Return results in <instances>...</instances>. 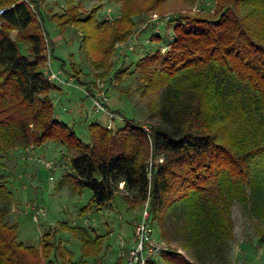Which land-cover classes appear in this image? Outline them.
Segmentation results:
<instances>
[{
  "label": "trees",
  "instance_id": "obj_1",
  "mask_svg": "<svg viewBox=\"0 0 264 264\" xmlns=\"http://www.w3.org/2000/svg\"><path fill=\"white\" fill-rule=\"evenodd\" d=\"M133 3L138 8L132 9ZM30 4L39 12L36 0H0V9L10 7L0 14V196L12 194L3 155L53 140L75 151L74 191L90 189L98 209L123 183V198L132 207L149 197L151 220L163 240L184 244L199 263L223 261L233 236L232 204L238 201L256 216L264 213V0H217L212 12L181 15L171 40L165 37L163 48L147 52L133 69L143 97L158 93L147 105L155 119L150 133L141 122L111 129L94 122L89 143L54 117L49 91L56 85L42 71L47 34ZM148 4L124 0L121 16L99 27L106 36L92 48L94 67L115 53L114 44L126 37L134 15L148 12ZM79 15L56 20L78 23ZM19 40L29 43L31 56L20 51ZM112 65L109 83L130 72ZM95 82L86 84L95 87ZM72 230L85 257L101 250V235L85 227ZM162 258L167 264H191L176 251ZM0 264L90 262L51 242L50 232L40 248L20 242L18 224L0 208Z\"/></svg>",
  "mask_w": 264,
  "mask_h": 264
},
{
  "label": "rangeland",
  "instance_id": "obj_2",
  "mask_svg": "<svg viewBox=\"0 0 264 264\" xmlns=\"http://www.w3.org/2000/svg\"><path fill=\"white\" fill-rule=\"evenodd\" d=\"M36 1L40 5V15L36 4L32 8L38 12L36 15L41 18L42 29L47 34L44 35L46 61L42 71L48 75L49 50L51 70L70 82L49 91L54 117L71 126L86 143L91 142L89 125L110 123L109 114L96 112L86 93L87 89L94 91L102 85L109 91L106 106L117 115L112 120L113 126L133 121L150 128L155 119L150 118L147 105L151 99L157 100L158 93L142 96L143 88L140 89V82L133 73L135 63L147 52L163 48L165 37L171 40L181 15H203L214 11L217 3V0H149L148 12L134 15L126 37L114 44L115 53L108 54L107 60H98L94 67L92 48L96 49L95 45L106 36L99 27H107L121 16L124 0ZM131 8L138 6L133 3ZM69 13L80 14L83 21L60 25L56 18ZM17 35V31L12 32L14 38ZM88 36L86 47L82 48ZM18 46L23 54L31 56L29 43L19 40ZM112 63L114 70L122 65L130 69L121 82L106 81ZM92 81H96L95 87L88 88L86 83ZM74 154V150L53 140L35 148H14L5 153L3 171L12 194L0 196V208H7L9 220L18 224L20 242L40 248L44 234L50 232L51 242L62 243L77 260L84 258L90 264H115L121 249H129L134 244L133 227L142 216L143 205H129L123 198L126 192L119 185L121 190L115 198L98 209L92 202L90 189L74 191V172L70 164ZM42 161L52 162L53 169L47 168ZM230 214L233 236L229 253L221 262L199 263L184 244L164 239L166 245L191 264H264V213L256 216L235 201ZM74 227H85L93 235L102 236L101 250L95 256H84L81 241L72 230ZM152 227L154 236L163 239L158 226L152 223ZM157 264L167 263L160 257Z\"/></svg>",
  "mask_w": 264,
  "mask_h": 264
},
{
  "label": "built area",
  "instance_id": "obj_3",
  "mask_svg": "<svg viewBox=\"0 0 264 264\" xmlns=\"http://www.w3.org/2000/svg\"><path fill=\"white\" fill-rule=\"evenodd\" d=\"M28 2V0H23ZM33 7L32 4H30ZM10 8V7H8ZM8 8L0 9V14L3 13ZM48 42V39H46ZM48 77L55 83L57 87L64 84L70 83L69 81L63 80L59 73H55L51 70L50 66V52L48 50ZM72 81V79H70ZM87 95L91 98L93 109L96 112H106L109 114L110 123L106 125L108 129H111L117 115L110 111L106 106L109 101V91L102 85L100 88L92 91L87 89ZM148 134L150 133V128L147 126H142ZM45 166L49 169H53L52 162H45ZM123 188V183L120 184ZM143 212L139 220L134 223L133 227V238L134 244L129 249H121L119 260L115 264H151V262H157V260L162 257L163 253L168 251L169 248L166 245L165 240L158 239L153 234L152 220H151V209L149 197L143 202ZM37 219V216H36Z\"/></svg>",
  "mask_w": 264,
  "mask_h": 264
}]
</instances>
